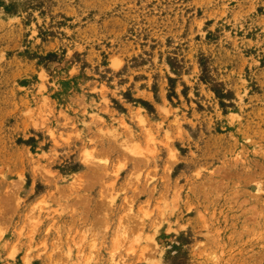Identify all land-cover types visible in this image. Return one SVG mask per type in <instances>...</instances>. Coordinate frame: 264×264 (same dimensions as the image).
Returning <instances> with one entry per match:
<instances>
[{
  "label": "rangeland",
  "instance_id": "1",
  "mask_svg": "<svg viewBox=\"0 0 264 264\" xmlns=\"http://www.w3.org/2000/svg\"><path fill=\"white\" fill-rule=\"evenodd\" d=\"M0 264H264V0H0Z\"/></svg>",
  "mask_w": 264,
  "mask_h": 264
}]
</instances>
